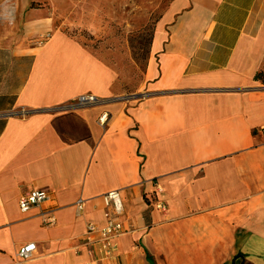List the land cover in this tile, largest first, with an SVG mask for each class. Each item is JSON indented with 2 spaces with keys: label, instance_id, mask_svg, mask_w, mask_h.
<instances>
[{
  "label": "crops",
  "instance_id": "0c3cea01",
  "mask_svg": "<svg viewBox=\"0 0 264 264\" xmlns=\"http://www.w3.org/2000/svg\"><path fill=\"white\" fill-rule=\"evenodd\" d=\"M82 3L0 0V264H264V0H172L131 101L61 30ZM30 190L50 200L21 213ZM110 191L124 232L95 263Z\"/></svg>",
  "mask_w": 264,
  "mask_h": 264
},
{
  "label": "rangeland",
  "instance_id": "374dc122",
  "mask_svg": "<svg viewBox=\"0 0 264 264\" xmlns=\"http://www.w3.org/2000/svg\"><path fill=\"white\" fill-rule=\"evenodd\" d=\"M171 1L80 0L84 18L73 16L74 25L61 30L113 67L115 97L131 101L142 90L150 40Z\"/></svg>",
  "mask_w": 264,
  "mask_h": 264
},
{
  "label": "built area",
  "instance_id": "2783aa9c",
  "mask_svg": "<svg viewBox=\"0 0 264 264\" xmlns=\"http://www.w3.org/2000/svg\"><path fill=\"white\" fill-rule=\"evenodd\" d=\"M76 104L81 108H87L98 103V100L92 95H81L76 99ZM108 120V115L103 113L98 122L104 125ZM264 135V129L262 130ZM50 200V195L43 190H30L22 195L18 200V209L21 213H26L32 208L39 207ZM102 203L104 207V225L98 228L92 224L86 226V231L83 236V244L94 247V262H103L111 258L113 254L114 241L124 232L123 218V204L118 191H110L102 196ZM157 210L164 211L165 207L156 203ZM82 204L78 203L76 206L77 215H81ZM51 224L53 219L46 220ZM36 252V246L33 243L26 244L19 248L17 257L21 262L29 260Z\"/></svg>",
  "mask_w": 264,
  "mask_h": 264
},
{
  "label": "trees",
  "instance_id": "16d2710c",
  "mask_svg": "<svg viewBox=\"0 0 264 264\" xmlns=\"http://www.w3.org/2000/svg\"><path fill=\"white\" fill-rule=\"evenodd\" d=\"M151 40H152V38H151ZM151 40H150V44H151ZM258 78H260L264 82V74H259ZM147 260L150 264H153V262L149 256H147Z\"/></svg>",
  "mask_w": 264,
  "mask_h": 264
},
{
  "label": "water",
  "instance_id": "95a60500",
  "mask_svg": "<svg viewBox=\"0 0 264 264\" xmlns=\"http://www.w3.org/2000/svg\"><path fill=\"white\" fill-rule=\"evenodd\" d=\"M133 98H139V96H134Z\"/></svg>",
  "mask_w": 264,
  "mask_h": 264
}]
</instances>
